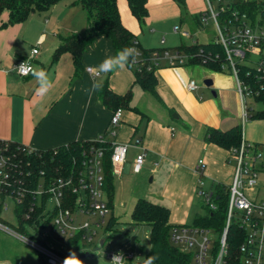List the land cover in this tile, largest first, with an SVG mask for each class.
Returning <instances> with one entry per match:
<instances>
[{
	"label": "crops",
	"instance_id": "0c3cea01",
	"mask_svg": "<svg viewBox=\"0 0 264 264\" xmlns=\"http://www.w3.org/2000/svg\"><path fill=\"white\" fill-rule=\"evenodd\" d=\"M65 11L64 18L35 17L33 13L26 21L5 27H1V23L8 20V14L1 16L0 139L39 150L74 141L95 140L107 131L113 111L99 101L98 91L89 103L84 89L93 81H101L103 85L107 80L118 94H125L131 88L133 109L122 111L116 137L108 138L129 144L120 175L127 165L134 173H150L162 190L160 195L156 193L159 198H155L156 202L171 209L173 224L183 223L193 211V199L201 178L199 160L205 163L202 178L207 189H214L216 184L229 186L233 179L229 151L204 141L206 127L228 130L242 125L243 140L254 143L257 151L258 145L264 147V121L250 118L249 112H254L251 106L252 111L246 109L248 118L243 121L236 80L228 72L163 63L156 70L157 93L162 103L134 84V72L128 67L110 73L100 72L99 77L93 78L86 68L99 70L101 61L114 54L112 42L106 36L98 37L86 48L81 74L74 77L70 53L62 54L55 64L51 62L61 38L85 34L87 12L76 3L66 6ZM121 19L123 21L122 15ZM34 48L38 50L34 67L46 70L54 82L51 92L43 99H33L38 86L35 78L32 75L21 77L15 71L16 63L30 56ZM192 80L203 83L211 80L212 85L207 90L205 84L196 81L198 88L189 90ZM141 153H145V162L142 169L135 172L134 160ZM257 162L260 163L259 172L264 171V161L258 158ZM248 192L251 199L264 197H259L258 192ZM38 258L36 250L0 231V264H38Z\"/></svg>",
	"mask_w": 264,
	"mask_h": 264
},
{
	"label": "built area",
	"instance_id": "2783aa9c",
	"mask_svg": "<svg viewBox=\"0 0 264 264\" xmlns=\"http://www.w3.org/2000/svg\"><path fill=\"white\" fill-rule=\"evenodd\" d=\"M206 11L200 15L201 23L208 25L212 19L217 29L216 42L224 51L227 66L236 80V87L243 107V121L248 118L246 97H253L255 90L247 84L239 74L238 63L256 68L260 78H264V0H205ZM178 27L175 28L177 32ZM188 35V33H183ZM164 40L161 41L163 43ZM37 48L30 56L20 59L15 65L16 73L21 77L19 68L25 63L24 71L34 67V57ZM140 56V54H138ZM185 55L178 51L164 49L152 51L150 60L153 65L147 67L160 68L163 63L170 66L184 64ZM86 72L93 78L100 76V71L87 67ZM198 88L196 80L188 84L189 90ZM122 109L113 111L107 131L95 141L100 145L106 144L108 138L116 137L120 124ZM8 144L0 141V215L8 209L7 200L15 202V215L22 220L17 226L0 218V231L19 240L38 253L43 254L49 264H63L64 255L46 246L41 237L43 227L51 224V230L56 229L64 238L72 242L76 237L92 242L96 228L108 224L106 218L112 210L105 191L104 158L106 150L102 146H91L83 150L81 166L70 175L62 177L46 176L43 172L38 175L35 187L27 189L16 187L11 176L13 163L8 154ZM111 163L114 175L122 173L126 161L129 144L110 140ZM229 162L233 163L234 173L232 183L228 186L229 200L226 210V220L222 232L218 235L212 229L195 227L188 224H176L171 231V241L185 252L193 255V264H227L228 234L234 224L244 235L237 249V255L231 264H264V197L256 200L246 195V191H254L257 184L259 168L256 167L259 155L256 146L241 142L239 147L229 151ZM145 162V153L139 154L134 160L133 169L139 172ZM205 163L201 159L198 167L201 178L197 187V195L202 205L209 210H217L214 200V189L205 187L202 172ZM29 196V198H27ZM88 216L90 221L82 222L80 216ZM110 218V217H109ZM109 220V219H108ZM26 227L34 231V237ZM217 234V238L210 234ZM218 239L219 248L213 252V245ZM116 254H122L124 264L134 259L132 252H110L112 260Z\"/></svg>",
	"mask_w": 264,
	"mask_h": 264
},
{
	"label": "trees",
	"instance_id": "16d2710c",
	"mask_svg": "<svg viewBox=\"0 0 264 264\" xmlns=\"http://www.w3.org/2000/svg\"><path fill=\"white\" fill-rule=\"evenodd\" d=\"M60 1L62 0H0V18L3 12H8V20L2 22L1 27L26 21L33 13L49 11ZM174 1L177 4L185 3V0ZM126 2L131 15L140 24L145 22L149 16L148 0H126ZM73 3L79 4L87 12V31L82 36L70 35L61 38L60 44L53 53L51 63L55 64L62 54L70 53L74 62V77H77L81 74L83 68L82 58L86 48L98 37L106 36L112 42L114 54L126 47L137 50L140 56L137 55L135 63L128 66L134 72V84L140 86L143 91L150 93L162 103V99L157 93V69L153 67L148 70L147 67L150 64L153 65L150 60L152 51H162L167 48L146 49L142 47L138 36L124 25L118 8V0H75ZM174 50L185 55L186 62L183 65H197L213 72L230 73L223 48L215 39L207 43L195 41L190 44H181ZM238 70L240 77L256 91L253 98L263 104V108L256 112H253L250 107L247 108L252 111L249 112L250 118L264 120V78H260L256 68L246 64L238 63ZM97 95L99 101L111 111L133 109L130 104L132 97L131 88L125 94H118L110 87L107 80ZM0 141L8 144V154L11 156L13 163L11 176L15 186L27 189L35 187L40 172H43L46 176L57 178L70 175L71 171H76L80 168L83 150L91 146L104 147L106 150L104 158V188L108 196L109 206L113 212L114 174L112 172L110 140L103 145H100L95 140L74 141L48 150L33 149L9 140L0 139ZM204 141L230 151L239 147L243 141V127L242 125H236L228 130H221L207 126ZM214 200L218 207L217 210L211 211L205 206V214H196L191 225L212 229L219 235L224 228L226 220L229 200L228 186L216 184ZM112 212L106 225L107 228H111L116 223ZM170 214L171 209L165 204L146 198H139L136 201L132 210V219L135 223L147 224L150 227L149 238L151 241L150 251L147 252L142 261L136 264H144L145 258L151 254L158 256L155 264H193L192 253L181 250L171 241V231L176 224L170 221ZM18 222L20 228H22L21 224L23 221L20 219ZM243 238L244 235L233 224L228 234L227 258L229 261L227 264H231L232 258L234 259L237 255V249ZM79 240V237H76L72 243H76ZM218 248L219 242L216 239L213 245V252L216 253ZM38 264H49L47 258L41 253H39Z\"/></svg>",
	"mask_w": 264,
	"mask_h": 264
},
{
	"label": "rangeland",
	"instance_id": "374dc122",
	"mask_svg": "<svg viewBox=\"0 0 264 264\" xmlns=\"http://www.w3.org/2000/svg\"><path fill=\"white\" fill-rule=\"evenodd\" d=\"M75 0H62L48 12H36L35 17L47 16L49 19L53 15L64 18L66 6L71 5ZM118 8L123 21L133 29L138 36L142 46L146 49L167 48L174 51V48L181 44H190L195 41L207 43L216 40L217 29L212 19H208V25L201 23L200 15L206 11L205 0H185L184 4H177L174 0H148L149 16L145 22L139 23L129 12L126 0H118ZM7 11L1 16H6ZM178 27V31L175 28ZM188 33V35H183ZM164 40L163 43L161 41ZM186 58L184 59V63ZM198 84L203 85L202 80H196ZM207 90L208 87L205 86ZM246 103L251 106L254 112L263 108V104L256 101L253 97H246ZM259 120V119H256ZM264 121V120H262ZM254 144V143H250ZM257 153L259 159L264 161V147L258 145ZM233 164V163H231ZM259 162L256 167H259ZM134 170V169H133ZM113 212L116 223L107 228L106 224L101 228H96V235L91 243L80 239L76 243L68 241V238L62 235L56 229L51 230V224L40 226L42 230L41 237L46 246L52 247L56 252L65 256L69 251H75L82 259L83 264H111L108 257L110 252H132L134 259L129 260L128 264H136L142 261L147 252L150 251L151 241L149 238L150 227L147 224L135 223L132 219V210L139 198H146L157 201V194H161V187L158 181L152 180V175L148 172L137 174L132 172V168L127 165L122 175H114L113 178ZM259 197L264 195V171L259 172L257 184L254 187L255 194ZM157 193V194H156ZM249 196L248 191L245 192ZM156 198V199H155ZM8 209L1 213V218L10 224L17 226L18 219L15 215V202L12 199L7 200ZM206 208L202 205L199 196H194L193 211L189 218L181 224L191 225L196 214L204 215ZM109 217L106 218L108 221ZM82 222L90 221L88 216H80ZM174 223V222H172ZM31 236H35L34 231L26 227ZM217 238V234L210 236ZM103 242V245L101 243ZM30 248V247H29ZM87 255V256H85Z\"/></svg>",
	"mask_w": 264,
	"mask_h": 264
},
{
	"label": "clouds",
	"instance_id": "9594fccd",
	"mask_svg": "<svg viewBox=\"0 0 264 264\" xmlns=\"http://www.w3.org/2000/svg\"><path fill=\"white\" fill-rule=\"evenodd\" d=\"M137 55L138 52L135 48L126 47L120 49L114 55H108L101 61V63L98 65L99 71L102 73H110L122 70L130 66L131 64H134ZM17 69L20 70L22 74L30 73L35 78L38 86L35 89L33 99L37 97L43 99L51 92L54 86V82L49 77V74L46 70L42 68L29 67L25 72V63ZM102 87L103 85L101 81H93L89 88L84 89V92L88 97L89 103L91 102L93 94L101 90ZM157 259L158 256H156L155 254H151L145 258L144 264H155V261ZM63 264H83V261L75 251L70 250L68 255L64 258ZM111 264H124V258L122 254L114 255L111 260Z\"/></svg>",
	"mask_w": 264,
	"mask_h": 264
},
{
	"label": "water",
	"instance_id": "95a60500",
	"mask_svg": "<svg viewBox=\"0 0 264 264\" xmlns=\"http://www.w3.org/2000/svg\"><path fill=\"white\" fill-rule=\"evenodd\" d=\"M204 84H205L206 87H211L212 81L211 80H205L204 81ZM174 117H177V116H174ZM101 245H103V242L101 243ZM85 256H87V255H85Z\"/></svg>",
	"mask_w": 264,
	"mask_h": 264
}]
</instances>
